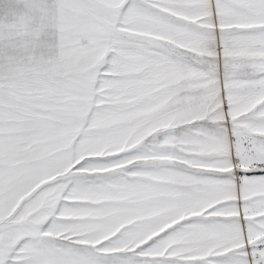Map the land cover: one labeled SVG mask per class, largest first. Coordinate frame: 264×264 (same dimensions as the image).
<instances>
[{
  "label": "snow or ice",
  "instance_id": "snow-or-ice-1",
  "mask_svg": "<svg viewBox=\"0 0 264 264\" xmlns=\"http://www.w3.org/2000/svg\"><path fill=\"white\" fill-rule=\"evenodd\" d=\"M0 264H264V0H0Z\"/></svg>",
  "mask_w": 264,
  "mask_h": 264
}]
</instances>
